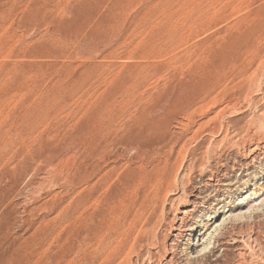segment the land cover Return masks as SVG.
I'll return each instance as SVG.
<instances>
[{"label":"rangeland","instance_id":"374dc122","mask_svg":"<svg viewBox=\"0 0 264 264\" xmlns=\"http://www.w3.org/2000/svg\"><path fill=\"white\" fill-rule=\"evenodd\" d=\"M261 200L264 0H0V264H264Z\"/></svg>","mask_w":264,"mask_h":264},{"label":"bare ground","instance_id":"6f19581e","mask_svg":"<svg viewBox=\"0 0 264 264\" xmlns=\"http://www.w3.org/2000/svg\"><path fill=\"white\" fill-rule=\"evenodd\" d=\"M252 195V194H251ZM251 195H247V196H245L244 197V201H246V200H248L249 198H251ZM243 200H240L239 201V203L237 204V207H236V209H235V211L236 212H238V213H234V214H230V215H228V216H226V215H224L223 216V218H222V220H220L221 219V217L219 216L218 218H216L217 220L216 221H214L212 224H211V226L210 227H208V230H206L204 233H201L202 231H198V228H197V226H194V227H192V228H189L186 232H188L189 233V237H192L195 241H197V243L195 244V246H196V248H197V253L198 254H201V253H203V252H205V251H207L210 247H211V245H212V242L214 241L213 239H214V237H215V235H217L216 233L218 232V230L224 225V224H226V221H228V219H230V217L232 216V217H234V216H236L237 217V215H239V214H247V213H250L252 210H253V208H254V206L252 205L253 204V201H247L246 203L245 202H243ZM261 203H263L264 202V200H261L260 201ZM190 212V211H189ZM187 214H188V211H185L184 213H183V215H186L187 216ZM113 215V214H112ZM185 216V217H186ZM101 217V216H100ZM104 217V216H103ZM101 220V219H100ZM219 220H220V222H219ZM125 222V221H124ZM85 223V222H84ZM228 223V222H227ZM99 224V223H98ZM98 224L97 225H93V229H92V231H93V233L96 235L97 233H98V235L100 234V232H101V228H100V224H99V226H98ZM204 227H207L206 225L204 226ZM223 229V228H222ZM91 231V232H92ZM180 231V230H179ZM197 232H200V234L197 236ZM92 233V234H93ZM220 233V232H219ZM102 236V235H101ZM202 247V248H201ZM199 248H201V249H199ZM121 251H123V250H121ZM120 251V252H121ZM125 253V252H124ZM122 254V252L120 253V255L119 256H117L116 257V259L114 260L113 259V261L114 262H116V260L120 257V256H122L121 255ZM204 255V254H203ZM114 264V263H113Z\"/></svg>","mask_w":264,"mask_h":264}]
</instances>
